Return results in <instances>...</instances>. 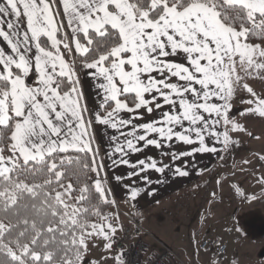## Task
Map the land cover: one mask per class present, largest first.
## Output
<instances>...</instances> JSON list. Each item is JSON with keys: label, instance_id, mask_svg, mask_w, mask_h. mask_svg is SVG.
I'll use <instances>...</instances> for the list:
<instances>
[{"label": "snow or ice", "instance_id": "6c2138e0", "mask_svg": "<svg viewBox=\"0 0 264 264\" xmlns=\"http://www.w3.org/2000/svg\"><path fill=\"white\" fill-rule=\"evenodd\" d=\"M54 3L0 0V16L16 18L7 22V30L0 27L10 50L0 48V264H99L85 259L90 244L102 240L110 252L123 230L118 215L101 210L116 202L101 179L104 164L97 162L91 121L84 119L75 58L69 63L64 50L83 58L82 68L91 70L101 91L105 111L96 113V123L117 130L132 126L120 133L124 143L114 149L122 157L141 151V141L158 149L161 141L198 144L173 154L174 160L216 153L206 137L227 151L237 143L230 133L246 131L230 118L239 91L251 97L240 114L264 118V95L246 82L264 81V46L249 42L252 37L264 42V0H59L70 29L62 38L64 24ZM21 16L27 22L22 33ZM181 54L185 62L169 59ZM33 72L35 81L29 83ZM153 104L171 109L138 125L133 119L142 116L119 115L140 109L152 114ZM119 163L129 165L123 158ZM129 166L161 173L167 167L151 157ZM89 172L95 174L90 184ZM125 187L129 199L139 196L140 189ZM114 264H125L122 252Z\"/></svg>", "mask_w": 264, "mask_h": 264}, {"label": "crops", "instance_id": "0c3cea01", "mask_svg": "<svg viewBox=\"0 0 264 264\" xmlns=\"http://www.w3.org/2000/svg\"><path fill=\"white\" fill-rule=\"evenodd\" d=\"M54 11L59 12L60 15L57 17L58 22H63L64 33L70 32L67 28V21L63 17V9L59 3V0H55ZM5 23L0 25L7 30V22L9 20L15 21V17H2ZM19 30L24 32L27 28L26 18L21 16L19 20ZM0 48L6 51L10 50L7 47L6 42L0 38ZM35 49L33 48L29 56L34 55ZM76 56V55H75ZM169 59L177 62H185L183 55L177 57H170ZM81 72V79L79 86L82 89L83 100L81 101L82 106L87 108L84 113L85 121H91V128L89 129L90 136L93 138V149L98 153L97 162L104 164V171L101 173V179H106V187L112 190L113 195L109 199H114L116 202L124 206L126 212L133 215V218L138 224L149 234L152 235V231H155V225L163 223L161 219L167 220L170 218L174 211L179 212V217H184V212L187 204L192 201H200L201 197L205 202H210L211 199L217 196L218 186L217 181L222 180L223 166L227 161V151L223 150V146L216 143L213 138L206 137V144L209 147H216L218 151L216 153H193L191 156H179L178 159H173V154L179 155L181 152L191 151L192 148L198 147V144L185 145L178 141H161L162 147L156 148L154 146H145V142L141 141L137 144L141 151L131 153L127 156H123L121 153L114 152L117 142L123 144L125 136H121L123 132L125 135L131 130V125L128 127L121 128L119 130L112 129L108 125L98 124L95 121L96 113H100V104L102 102L101 91L96 88V80L90 75L91 70L85 71V74ZM154 76L160 78L158 73H153ZM33 83L35 81V74L31 75ZM30 77V78H31ZM171 82H177L175 78H171ZM151 99V96H146ZM251 97L247 93L246 100ZM244 98H240L239 92L234 98L233 107L239 105L240 101ZM163 103L162 100L159 101ZM245 106H249L243 103ZM154 111L152 114L147 113L145 109L138 110L137 113L121 112L119 115L124 119H133L134 116L140 115L142 119H133V124L147 123L150 120L159 119L164 111H170L171 106L165 105L161 109H155V105H152ZM232 111L230 113V118ZM219 130H223L220 128ZM138 134H143L139 132ZM115 138V139H114ZM149 138H157L154 135ZM233 138V136H232ZM229 150V148H228ZM151 157L157 161L159 167H164V171L156 172L153 169H148L144 172L139 171V166L132 168L129 165L136 164L140 159H146ZM127 159L129 165L119 163L120 159ZM117 161L113 164V161ZM226 164V163H225ZM180 168L182 171L188 173L187 176H180L176 174V169ZM138 172V175L129 176V173ZM94 178L95 174L93 173ZM122 177L121 180L117 181L116 177ZM146 178V179H145ZM140 189V194L135 200H131L128 197V188ZM220 191V187H219ZM209 192V199H206ZM151 193V194H150ZM215 193V196H213ZM214 200V199H213ZM127 204V205H126ZM184 211V212H183ZM153 238V237H152ZM152 242H148L152 250H157L153 243L155 239H150ZM247 259L243 257L241 261ZM182 260V259H181ZM187 264V263H186Z\"/></svg>", "mask_w": 264, "mask_h": 264}, {"label": "rangeland", "instance_id": "374dc122", "mask_svg": "<svg viewBox=\"0 0 264 264\" xmlns=\"http://www.w3.org/2000/svg\"><path fill=\"white\" fill-rule=\"evenodd\" d=\"M71 55L76 54L73 51ZM80 69L76 68L79 82ZM85 71L83 68L82 73ZM246 82L258 94L264 95V81L249 79ZM79 90L82 91L80 86ZM239 96L244 99L233 107L231 119L242 124L246 131L230 133L237 143L227 149L228 158L217 196L210 201L208 192L206 199L210 202H205L202 197L200 201H192L183 211L184 217L174 211L167 220L161 219L164 222L156 224L152 231L153 239L158 242L153 244L158 251L165 246L187 264H211L212 249L198 252L197 247L202 241L211 242L215 237H220L227 246L223 264H264V161L259 159L264 155V118L251 114L242 116L240 113L249 107L243 104L247 93L239 91ZM234 185L242 195L237 194ZM118 205L128 214L123 205ZM109 214L115 217L113 208ZM92 244L86 260L114 264L115 255L103 250L102 240ZM242 256L247 259L241 261Z\"/></svg>", "mask_w": 264, "mask_h": 264}, {"label": "built area", "instance_id": "2783aa9c", "mask_svg": "<svg viewBox=\"0 0 264 264\" xmlns=\"http://www.w3.org/2000/svg\"><path fill=\"white\" fill-rule=\"evenodd\" d=\"M93 179H95L93 173L89 174L88 180L91 182ZM113 210L115 216H119L123 230L118 231L114 237L115 243L110 251L111 255L116 256L122 252L125 264H186L165 246H161L159 251H153L147 241L148 238L153 239L151 234L146 232L133 217L122 211L117 202ZM115 222L113 219V223ZM209 248L212 249L211 264L213 261L216 264H223L227 251L225 242L220 237H215L211 242L202 241L197 251H206Z\"/></svg>", "mask_w": 264, "mask_h": 264}, {"label": "trees", "instance_id": "16d2710c", "mask_svg": "<svg viewBox=\"0 0 264 264\" xmlns=\"http://www.w3.org/2000/svg\"><path fill=\"white\" fill-rule=\"evenodd\" d=\"M61 38L63 37L64 33L62 32L61 34ZM250 43H264L262 42L260 39L256 38V37H252L250 40H249ZM42 43H45L46 44V40L44 38H42ZM64 54H65V58L69 61V63H71L73 61V59L75 58V67H79V68H82V61H83V58L82 57H79V56H72L71 53H68L66 50H64ZM90 58V57H89ZM29 83H33V80H32V77L29 79ZM129 104L131 106V101L129 100ZM110 110V109H109ZM104 109H101L100 111V114L103 115L104 114ZM6 155L8 153H5ZM69 155H72V156H76L77 154L76 153H73V152H69L68 153ZM81 156H83V154H79ZM89 162H90V156H89ZM89 174H91V172H89L87 174V179H88V176ZM65 183H67V180H65ZM73 183H74V186H76L75 184V180L73 179ZM88 183L90 184L91 182L88 180ZM79 193L78 192H75L74 193V196L75 195H78ZM93 203H95V200H93ZM127 205V204H126ZM113 208V205H107V206H102L101 207V210L103 213L105 214H109L110 211L112 210ZM130 216L133 217V215L130 213ZM91 220L95 221L96 220V217L95 216H92L90 217Z\"/></svg>", "mask_w": 264, "mask_h": 264}]
</instances>
